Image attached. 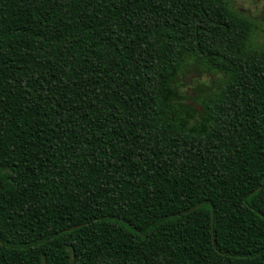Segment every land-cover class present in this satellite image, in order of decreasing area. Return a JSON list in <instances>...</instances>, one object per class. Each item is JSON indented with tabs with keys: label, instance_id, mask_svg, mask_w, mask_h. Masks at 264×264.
Returning <instances> with one entry per match:
<instances>
[{
	"label": "trees",
	"instance_id": "1",
	"mask_svg": "<svg viewBox=\"0 0 264 264\" xmlns=\"http://www.w3.org/2000/svg\"><path fill=\"white\" fill-rule=\"evenodd\" d=\"M251 34L226 0H0V264H264Z\"/></svg>",
	"mask_w": 264,
	"mask_h": 264
},
{
	"label": "rangeland",
	"instance_id": "2",
	"mask_svg": "<svg viewBox=\"0 0 264 264\" xmlns=\"http://www.w3.org/2000/svg\"><path fill=\"white\" fill-rule=\"evenodd\" d=\"M228 6L235 12L241 14L242 16L248 18L252 23V34H251V43L257 45L263 42L264 40V0H226ZM193 70H190L188 77L185 78V82H190L187 85L188 93L191 96H200L203 95L204 86L197 84L194 87H191L193 83L198 82H208L209 78L206 75L198 76L196 67H193ZM197 103V102H196ZM198 104V103H197ZM196 107L198 105L194 104ZM198 108V107H197Z\"/></svg>",
	"mask_w": 264,
	"mask_h": 264
}]
</instances>
